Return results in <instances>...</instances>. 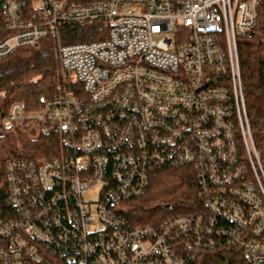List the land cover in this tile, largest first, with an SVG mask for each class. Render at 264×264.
<instances>
[{
    "label": "built area",
    "instance_id": "obj_1",
    "mask_svg": "<svg viewBox=\"0 0 264 264\" xmlns=\"http://www.w3.org/2000/svg\"><path fill=\"white\" fill-rule=\"evenodd\" d=\"M30 4L29 17L21 1L3 2L0 58L51 38L63 85L82 89L63 88L35 112L14 103L0 119V134L20 127L61 140L58 156L6 164L0 264H196L222 247L264 264V169L236 42L264 38V0ZM94 20L105 39L62 44L66 23ZM178 167L194 172V214L132 225L119 213L153 171Z\"/></svg>",
    "mask_w": 264,
    "mask_h": 264
},
{
    "label": "trees",
    "instance_id": "obj_2",
    "mask_svg": "<svg viewBox=\"0 0 264 264\" xmlns=\"http://www.w3.org/2000/svg\"><path fill=\"white\" fill-rule=\"evenodd\" d=\"M0 0V30L4 16ZM23 13L31 16L30 0H19ZM77 4L97 0H66ZM257 29L264 28V9L258 12ZM6 33H2L1 37ZM62 44L103 40L107 26L102 20L91 23H66L61 29ZM237 53L243 95L252 138L264 169V38L256 34L252 39L237 38ZM63 88L80 95L82 87L64 83L59 72L56 44L43 38L34 46L17 47L0 58V119L7 117L14 103H22L28 112L42 107L43 100L52 99ZM61 140L57 136L40 134L29 137L20 127L0 134V206L6 192L5 168L14 158L39 159L58 156ZM200 206L194 172L190 167L158 169L149 177V187L140 197L120 203L119 213L132 225L157 224L168 216L194 214ZM196 264H246L240 249L222 247L201 253Z\"/></svg>",
    "mask_w": 264,
    "mask_h": 264
},
{
    "label": "rangeland",
    "instance_id": "obj_3",
    "mask_svg": "<svg viewBox=\"0 0 264 264\" xmlns=\"http://www.w3.org/2000/svg\"><path fill=\"white\" fill-rule=\"evenodd\" d=\"M25 132L29 135V133H28L27 131H25ZM29 137H30V135H29ZM32 137H36V136H33V135H32ZM94 193H95V191H93V190L88 191V192L84 195L85 199L93 200V199L95 198Z\"/></svg>",
    "mask_w": 264,
    "mask_h": 264
}]
</instances>
